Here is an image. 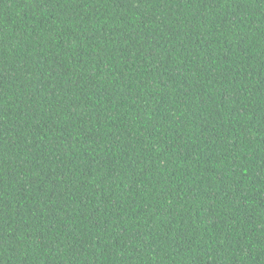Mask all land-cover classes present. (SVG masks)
<instances>
[{
	"label": "trees",
	"instance_id": "obj_1",
	"mask_svg": "<svg viewBox=\"0 0 264 264\" xmlns=\"http://www.w3.org/2000/svg\"><path fill=\"white\" fill-rule=\"evenodd\" d=\"M0 264H264V0H0Z\"/></svg>",
	"mask_w": 264,
	"mask_h": 264
}]
</instances>
